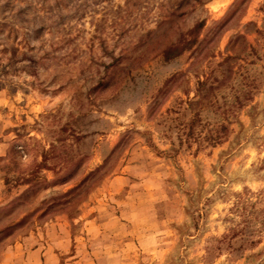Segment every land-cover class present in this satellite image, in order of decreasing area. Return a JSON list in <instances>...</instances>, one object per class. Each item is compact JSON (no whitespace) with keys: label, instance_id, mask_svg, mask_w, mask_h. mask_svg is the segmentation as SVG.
<instances>
[{"label":"rangeland","instance_id":"obj_1","mask_svg":"<svg viewBox=\"0 0 264 264\" xmlns=\"http://www.w3.org/2000/svg\"><path fill=\"white\" fill-rule=\"evenodd\" d=\"M0 264H264V0H0Z\"/></svg>","mask_w":264,"mask_h":264},{"label":"trees","instance_id":"obj_2","mask_svg":"<svg viewBox=\"0 0 264 264\" xmlns=\"http://www.w3.org/2000/svg\"><path fill=\"white\" fill-rule=\"evenodd\" d=\"M199 28V26H197ZM194 42L192 39V42L183 40L179 45L173 46L172 48L168 49L164 53V57L166 60H170L172 58H175L179 55H181L185 50H188L190 45Z\"/></svg>","mask_w":264,"mask_h":264}]
</instances>
